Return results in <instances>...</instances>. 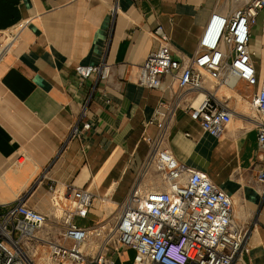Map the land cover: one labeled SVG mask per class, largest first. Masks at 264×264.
I'll return each instance as SVG.
<instances>
[{
  "label": "crops",
  "instance_id": "crops-1",
  "mask_svg": "<svg viewBox=\"0 0 264 264\" xmlns=\"http://www.w3.org/2000/svg\"><path fill=\"white\" fill-rule=\"evenodd\" d=\"M231 7L228 0H0V36L26 22L0 61V203L22 199L46 216L38 236L60 241L69 199L59 195L72 184L94 195L86 217L74 222L89 229L110 226L118 204L133 189L167 190L162 173L146 165L150 144L158 140L159 148L205 172L231 198L233 222L249 228L243 260L264 264V184L256 176L257 116L251 106L259 84L204 79V89L231 111L216 137L186 111L193 92L178 98L176 81L168 75L154 88L137 80L142 61L161 44L157 26L172 55L186 60L198 48L211 14L225 15ZM262 11L249 42L260 59ZM100 62L110 66L106 80H82L74 71L77 64ZM258 75L264 80L261 67ZM151 119L166 122L162 133ZM84 121L89 129L68 137L71 126ZM187 177L183 173L182 181ZM99 244L100 237H89L86 254ZM126 251L118 248L112 255L115 264H122Z\"/></svg>",
  "mask_w": 264,
  "mask_h": 264
},
{
  "label": "built area",
  "instance_id": "built-area-1",
  "mask_svg": "<svg viewBox=\"0 0 264 264\" xmlns=\"http://www.w3.org/2000/svg\"><path fill=\"white\" fill-rule=\"evenodd\" d=\"M232 7L225 14L212 13L194 55L179 60L172 55L169 44L157 26L160 46L142 61L138 83L159 87L160 77L170 76L179 89L178 98L194 93L185 106L189 116L201 129L219 136L231 120V111L220 103L212 92L203 87L205 78L232 84V78L248 85H258L251 106L257 116V179L264 184V80L260 81L249 48L250 28L257 14L264 9V0H228ZM26 22L20 21L0 36V61L18 40ZM264 28V11L261 12ZM75 73L82 79L106 80L110 66L106 62L95 65L77 64ZM176 105L174 104V107ZM85 104L81 115L84 114ZM158 112V111H156ZM172 114L170 111L168 117ZM167 117V118H168ZM162 133L166 122L154 119ZM86 121L74 123L68 137L79 136L89 129ZM146 165H154L162 173L167 190H136L116 208L112 225L89 229L79 227L74 218H84L94 195L85 188L64 185L65 199L63 228L60 241L42 239L38 231L46 224V216L30 207L22 199L14 203H0V264H33L24 247L40 240L53 264H115L113 254L118 248L133 252L131 264H246L243 252L247 247L249 228H238L232 220V200L209 176L200 170L179 163L159 141L150 144ZM187 173L186 181L182 174ZM48 189L55 192V185ZM100 237L101 244L86 254L89 237ZM23 253V255L21 254Z\"/></svg>",
  "mask_w": 264,
  "mask_h": 264
},
{
  "label": "rangeland",
  "instance_id": "rangeland-1",
  "mask_svg": "<svg viewBox=\"0 0 264 264\" xmlns=\"http://www.w3.org/2000/svg\"><path fill=\"white\" fill-rule=\"evenodd\" d=\"M261 56H264V55H261ZM253 58H254V61L256 62V64H255L256 72L258 73V70L260 67H261V70L264 71V63H262V62H264V57H261L262 59H260L259 54H254ZM24 249H25V251H26V253L29 256V259L31 261H32V259H38L39 257H43V263L46 262L47 258L50 261V258L47 256L48 254L46 253L47 251H45V247L40 243L37 244V242L31 241L29 246L24 247ZM132 257H133V252L132 251H126V253H124L120 256V260H121L122 264H131ZM17 264H19V263H17Z\"/></svg>",
  "mask_w": 264,
  "mask_h": 264
},
{
  "label": "bare ground",
  "instance_id": "bare-ground-1",
  "mask_svg": "<svg viewBox=\"0 0 264 264\" xmlns=\"http://www.w3.org/2000/svg\"><path fill=\"white\" fill-rule=\"evenodd\" d=\"M231 80H232V84H231V85H233L234 83L236 84V78H232ZM235 84H234V85H235ZM234 85H233V86H234ZM233 89H234V88H233ZM232 99H233V98H232ZM238 99H239V98H238ZM244 101L246 102V100H244ZM246 103H247V102H246ZM101 225H102V224H101ZM21 254L23 255V253H21ZM41 258L43 259V257H39L38 259H40V260L42 261ZM40 260H39V261H40ZM32 263H33V262H32ZM38 264H51V263H50L48 260H46L45 263H43V261H42V262H38Z\"/></svg>",
  "mask_w": 264,
  "mask_h": 264
}]
</instances>
